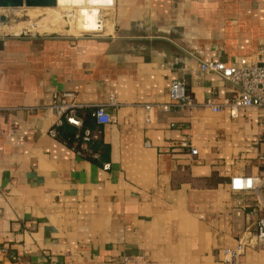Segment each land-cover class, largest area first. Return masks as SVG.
<instances>
[{
	"label": "crops",
	"instance_id": "1",
	"mask_svg": "<svg viewBox=\"0 0 264 264\" xmlns=\"http://www.w3.org/2000/svg\"><path fill=\"white\" fill-rule=\"evenodd\" d=\"M113 1L98 34L11 33L6 17L0 264H123L127 255L222 264L224 250L253 236L264 217V184L230 187L236 175L264 178V108L215 111L240 88L200 66L258 53L264 0ZM175 79L193 106L171 105ZM63 91L85 105L78 115L94 134L88 150L83 128L49 133L48 106ZM97 105L114 121L99 124ZM239 264H264V244L247 247Z\"/></svg>",
	"mask_w": 264,
	"mask_h": 264
},
{
	"label": "built area",
	"instance_id": "2",
	"mask_svg": "<svg viewBox=\"0 0 264 264\" xmlns=\"http://www.w3.org/2000/svg\"><path fill=\"white\" fill-rule=\"evenodd\" d=\"M3 25H5V21L0 20V26ZM26 33L27 31H24V34ZM200 66L203 71L220 75L240 88L236 99L226 100L220 105H214L213 109L215 111L228 108L231 116L236 117L240 108H264V42L261 44L258 53L240 57L233 64L211 60L201 61ZM169 96L172 101L171 105L179 107L194 105V99L187 91L186 84L182 79L173 80ZM84 106L76 101V95L73 92H55L52 102L48 106V111L56 117L55 125L49 130L50 135L56 137L58 134L57 128L65 123L83 128V132L78 134V138L82 141V149L88 150V143L94 134L91 129L84 128L83 120L78 115V111ZM165 108H169V105H166ZM92 114L99 124H108L114 121L113 115L105 105L95 106ZM182 146L190 148L193 155L198 153V149L193 147L191 143L184 142ZM104 167L108 169L110 164L107 163ZM263 184L264 178L260 176L236 175L230 179V187L233 191L255 192L259 191ZM256 226V232L253 236H242L236 246L224 250L222 264H239V260L247 247L264 244V217L258 218ZM13 259L18 260L16 256H13ZM123 264L146 263L142 256L127 255L123 258Z\"/></svg>",
	"mask_w": 264,
	"mask_h": 264
},
{
	"label": "rangeland",
	"instance_id": "3",
	"mask_svg": "<svg viewBox=\"0 0 264 264\" xmlns=\"http://www.w3.org/2000/svg\"><path fill=\"white\" fill-rule=\"evenodd\" d=\"M112 0H59L55 7L0 8V15L7 17L8 32L39 31L77 35L98 34L107 24ZM109 11V13H108ZM64 28L59 32L46 30L49 25ZM20 30H13V29ZM73 28V29H72ZM103 28V29H102ZM4 29L0 26L1 30ZM4 30V31H5ZM87 31V32H84Z\"/></svg>",
	"mask_w": 264,
	"mask_h": 264
},
{
	"label": "water",
	"instance_id": "4",
	"mask_svg": "<svg viewBox=\"0 0 264 264\" xmlns=\"http://www.w3.org/2000/svg\"><path fill=\"white\" fill-rule=\"evenodd\" d=\"M114 1L112 2V5ZM58 0H0V8H17V7H55ZM0 20L5 21L6 16L0 15Z\"/></svg>",
	"mask_w": 264,
	"mask_h": 264
},
{
	"label": "trees",
	"instance_id": "5",
	"mask_svg": "<svg viewBox=\"0 0 264 264\" xmlns=\"http://www.w3.org/2000/svg\"><path fill=\"white\" fill-rule=\"evenodd\" d=\"M65 124H68V123H65ZM68 125H71V124H68ZM72 126V125H71Z\"/></svg>",
	"mask_w": 264,
	"mask_h": 264
},
{
	"label": "bare ground",
	"instance_id": "6",
	"mask_svg": "<svg viewBox=\"0 0 264 264\" xmlns=\"http://www.w3.org/2000/svg\"><path fill=\"white\" fill-rule=\"evenodd\" d=\"M58 3H59V0H58Z\"/></svg>",
	"mask_w": 264,
	"mask_h": 264
}]
</instances>
